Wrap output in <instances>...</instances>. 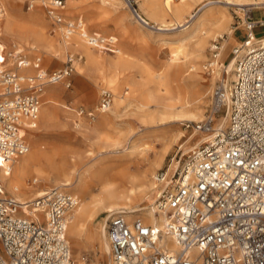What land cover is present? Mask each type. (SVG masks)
<instances>
[{"label":"built area","instance_id":"obj_1","mask_svg":"<svg viewBox=\"0 0 264 264\" xmlns=\"http://www.w3.org/2000/svg\"><path fill=\"white\" fill-rule=\"evenodd\" d=\"M42 1L45 17L67 40L78 34L94 50L119 52L115 37L89 32L82 18L67 19L68 0ZM244 24L248 40L264 20ZM240 52H232L234 79L223 77L206 116L186 126L196 146H181L153 177L148 207L165 220L158 226L123 209L110 214L111 264H264V46ZM19 55L17 68H10L0 45V172L29 152L27 133L38 129L44 85L65 80L70 88L74 71L73 57L50 74L41 58ZM30 67L36 74L23 72ZM112 101L104 90L97 111L70 109L93 122ZM78 205L77 197L54 187L32 202L38 216H22L24 205L0 179V264H72L67 230Z\"/></svg>","mask_w":264,"mask_h":264},{"label":"rangeland","instance_id":"obj_2","mask_svg":"<svg viewBox=\"0 0 264 264\" xmlns=\"http://www.w3.org/2000/svg\"><path fill=\"white\" fill-rule=\"evenodd\" d=\"M111 1L112 0H76L75 5L79 9L77 8L75 11L67 14L66 10L68 8H66L64 11L65 16H67V19L73 20L83 18L87 24L88 31L91 33L95 34V32H100L103 36H114L119 38L118 48L122 51V55L116 53L113 54L111 52H103L97 49L94 50L92 48L89 49V46L87 47L84 44L86 49H88L92 53L93 57H95V60H98L101 63L110 62L114 59L121 60L124 69H126L127 76L132 79H138L140 76L148 78L152 73H163L166 69L165 65L168 62V59L172 56L174 51L178 52L179 50L176 49L177 45H174L172 41L180 38V32L173 29L178 26L177 22L184 23L190 18V15L187 14L185 17L178 19L172 13L163 11L164 0H126L132 10H129L125 5V0H119L118 2H120V5L117 8L111 6ZM0 2L4 7L5 0H0ZM201 7L202 5L200 6L198 3H195L190 11L196 14ZM18 8L20 9L21 17L33 16L37 14L42 18V32L44 37H47L48 39L50 38V40L55 41L56 44L59 45L63 42L60 31L53 27L47 17H45V9L43 7L42 0H22L18 3ZM133 8L136 13L138 11L146 19H150L154 27L147 28L139 23L134 15L135 13H133ZM241 8L244 9L246 7L238 8L236 6H229L227 9L229 12V20L227 22L229 23L227 24V27H225L224 31H219L216 28H210L211 36L210 38L208 37V41H206L207 45L205 44V50L202 55L203 57L199 59V67H201L203 71L200 76L203 77V79H206L205 84L208 85L205 94V104L200 112H197L201 116L200 120L203 119L209 112L212 103V92L222 80L218 79L215 83H212L211 79L213 71L209 64L214 60L219 61L221 66L220 73L221 76H223V74L227 71L226 65L233 58V50L235 48H239L240 45H247L252 42V38L247 40L248 31L245 28L244 22L246 20H252L254 22L264 20L263 6L256 9L253 8L247 12H244V10L242 11ZM249 8L251 7H247L246 9ZM69 10L71 11L72 8H69ZM5 17L3 16L0 19V45L1 47L2 45L6 47V53H14L18 49L23 50L24 52L21 54H23V56L28 58L30 61L39 57L42 59V67L50 74L60 72V70L66 68L68 66L69 58L73 57L74 64L72 63V70L74 71L73 75L69 79L71 81V87L65 88L64 85L65 93L56 100V104L54 105H45L44 102L46 97H43V110H45L47 106L50 107V110L55 115V120L48 123L43 118V112L45 111L41 112L42 114L40 113L38 122L39 128L33 131L35 134L31 137L32 146H30L28 154L32 151H39L43 154L46 153L51 156V158L54 154L52 159L59 165L65 164L74 167V163H77L75 168L77 174L79 176L82 175L85 183L90 186L89 192L92 191L93 193L91 196L95 199H99L100 191L98 188H100V184H98V181L100 179V173L97 172L101 169H107L110 175L114 177V179L111 180L113 186H117L122 181H124L126 186H130L129 181L135 173V164L133 163V160H135L137 155L129 158L127 155H123L120 152L123 147H128V145L135 139L141 148H144L143 145L148 144L153 149V152H151L147 157L149 158L148 161L142 166L143 171H148V180L152 184L150 187V189H152L153 177L155 173L160 169H164L168 165L171 161V157L181 146H184L183 148L186 150V147L189 145V143L187 144L189 140L188 138L192 135L190 130L186 131V126L190 122H175L169 126L174 130L175 137L179 133L182 135L183 131L187 137L182 141L174 143L170 147H166L164 146L163 140H161L158 137V134H156L158 130L153 128V125L143 123L140 117L134 114L131 110L123 109L121 111L119 110L115 111V113H111V110L114 107V101H112V107L106 115L111 117L112 123H114L117 130L121 131L120 133L103 128L100 124H98L101 120V114L98 115L96 120L93 122L80 117V119L82 118V121L78 120V122L79 124H82V127L80 129L76 128L75 123L77 119L75 118L77 114L70 108L78 109L79 107H82L86 111L95 112L99 107L102 91H110L114 100L115 95L113 91L108 87L98 86V82L100 80L97 76L96 78L93 74L76 70L74 67L75 62L79 61L83 64L88 61V56H86L83 52L76 53L72 51V49H69L65 54V52L60 50L57 51L54 56H49V54L44 53V50L41 49L39 45H34V48H38L40 52L30 53L28 51L30 49L19 45L14 39H12L11 36L7 35L5 30ZM158 28L169 30L163 33L158 31ZM231 30L234 31L233 36L229 34V31ZM255 35H257L255 36L257 40L258 38L264 37V27H257V29H255ZM77 37L74 38L75 40L72 39L70 45L76 41ZM211 45L214 47L217 46L219 50L216 51L215 48L211 47ZM215 55L218 56L216 57ZM28 72L30 74L33 73L30 70ZM125 89L126 87H124L123 90ZM84 127L88 131L97 129L96 131H102L104 134L109 136L116 137V135H119V137H122L120 140L121 145L116 146L114 153L104 157L107 159L105 163L94 168L89 167L87 164L89 161L87 157L90 152L94 153V155H98L99 151L97 150V146L93 145V142H89L86 136L79 132L81 129H84ZM193 140L192 143L195 142V140ZM27 155L18 158L13 167H16L17 163H19V161L23 158H26ZM127 162L130 163L131 176H128L127 174L128 167L125 165ZM39 171L44 172L45 174L49 171V169L44 165L39 166ZM37 172V170H31L27 173V180L29 184L31 183L32 192H36L41 189H44L45 192L47 189L60 187L58 181L62 179L61 175H58L50 170L48 173L51 175V180L44 182L41 177H39ZM14 177L17 179L16 174ZM0 179L3 181L6 191L9 194H12L8 188V182H6V180H4L1 176ZM34 180L39 181L37 185H33ZM150 189L148 187L146 193H148V190ZM62 190L72 196H77L80 199V204L71 213L74 219H76V215L81 213L82 207L90 210L94 207V204L91 205V198L88 199L87 196L83 195V193L81 194L77 190L68 187H62ZM150 201L151 199L144 203L143 206H149ZM88 204L89 208L87 206ZM97 214V217L93 221H90L89 218H87L88 216H84L78 220L80 230L83 232L80 237L67 230L72 250V264H78L80 262L81 264H109V252L108 249H106L104 230L111 213L107 212L106 209H100Z\"/></svg>","mask_w":264,"mask_h":264},{"label":"bare ground","instance_id":"obj_3","mask_svg":"<svg viewBox=\"0 0 264 264\" xmlns=\"http://www.w3.org/2000/svg\"><path fill=\"white\" fill-rule=\"evenodd\" d=\"M20 1L22 0H5L4 7L2 5L0 7V19L1 17L6 16L5 30L7 35L11 36L12 39H14L19 45L30 49L28 50L30 53L40 52L38 48H34V45H39L40 48L44 50V53L49 54V56H54L55 53L60 50L66 54V51L69 49H72V51L76 53H85L86 56H88V61L83 64L79 61L75 62L74 67L78 71L93 74L95 77L97 76L100 80L98 82V86L108 87L113 91L115 97L113 100L114 107L112 108L111 113H115V111H121L123 109L131 110L134 114L140 117L143 123L153 125V128L158 130L156 134H158V137L163 140L164 146L166 147H170L174 143L182 141L187 137L184 131L182 132V135L179 133L175 137L174 130L169 127L172 123L198 122L201 118L200 114L197 112H200L205 104V94L208 85L205 84L206 79H203V77L200 76L203 71L201 67H199V59L203 57L202 55L205 50L204 47L206 41H208V37L210 38L211 36L210 28H216L219 31H224L225 27H227V24L229 23L227 22L229 20V12L227 11L229 6H236L238 8L251 7L249 9L241 8L242 11L244 10V12H247L253 8L256 9L260 6V4H262L261 0H164L163 11L172 13L178 19L185 17L187 14L190 15V18L184 23L177 22L178 26L173 29L180 32V38L172 41L174 45H177L176 49L179 50L178 52L174 51L172 56L168 59V62L165 65L166 69L163 73H152L148 78L140 76L138 79H132L127 76L126 69H124L121 60L114 59L113 61L105 63L95 60L92 53L84 46L86 43L78 34L77 36L79 37L74 36L70 40H67L62 35L63 42L60 43V45L56 44L55 41L50 40V38L48 39L47 37H44L42 32V18L37 14L33 16L21 17L20 9L18 8V3ZM75 1L76 0H68L66 6V8H68L66 10L67 14L78 8L75 5ZM118 1L119 0H112L111 6L115 8L119 7L120 2ZM195 3H198L200 6L202 5L196 14L190 11ZM125 5L129 10L131 9L126 0ZM69 8H72V10L70 11ZM137 14H139L141 19L137 15H134L139 23L147 28L154 27L150 19H146L138 11ZM157 30L164 33L169 29L158 28ZM95 33L100 35L102 34L100 32ZM233 33V30L229 31L231 36L234 35ZM75 37H77L76 41L70 45V42ZM115 38L119 41V38ZM86 46L88 47V45ZM258 46H264V39L259 41V39L257 40L255 37H252V42L250 44L240 45V56L243 54L247 55L250 50ZM2 47L6 49L4 45H2ZM211 47L214 48L212 45ZM88 48L91 49V47ZM118 51L119 52L117 54L122 55V51L119 48ZM23 52V50L17 49L14 53H7L10 54L11 57L8 60L7 66L12 69H16V64L19 61L18 57L21 56L19 54ZM236 61L237 58L230 60V62L226 65L227 71L223 74V76H221L220 73V62L214 60L210 63L209 66L212 67L213 71L211 79L212 83H215L218 79L223 80L222 77H224V80L234 79L233 71L235 69ZM29 70L33 72L31 75L36 74V71L32 67L24 69L23 72L30 74L28 72ZM64 85L65 88H67L65 80L61 81L59 84H45L43 88L44 97H46L44 104H56V100L65 93ZM124 87H126L125 90H123ZM41 112L44 113L43 118L48 123L55 120V115L50 110V107L47 106L45 110L42 108ZM106 113H99V115L101 114V120L98 124H100L103 128L120 133L121 131L116 129L114 123H112L111 117L106 115ZM80 117L76 116L75 118L77 119L75 125L78 129L82 127V124H79L78 122V120L82 119H80ZM96 130L93 129V131H88L84 127V129L79 131L86 136L89 142H93V145L97 146V150L99 151L98 155H94V153L90 152L87 157L89 160L87 164L91 168L104 164L107 160L104 157L114 153L116 146L121 145L120 140L122 138L119 137V135H116V137L109 136L104 134L102 131ZM34 134L35 132L27 133L28 139L30 138L28 140L30 146H32L31 137H33ZM192 138L193 136L188 138L189 140L187 144L189 143V145L186 147V151H189L196 146L195 142L192 143ZM143 146L144 148H141V146L138 145V142L134 139L128 147H123L120 152L123 155H127L129 158L137 155L135 160H133V163L135 164V173L129 181V187L124 184V181L119 183L117 186H113L111 180H113L114 177H112L105 168L97 172L100 173V179L98 181V184H100V188H98L100 191L99 199H95L91 196L93 193L92 191L89 192L90 186L85 183L82 175L79 176L77 174L75 169L77 163H74V167L65 164L59 165L52 159L54 154L51 158V156L46 153L43 154L39 151H32L30 154H28V152L27 157L19 161L16 167H13L16 160L13 164H6V169H1L0 176L8 182V188L13 196L24 205V208L20 212L22 216H38L33 213L32 202L46 192H44V189L32 192L31 183L29 184L27 180V173L31 170H37L39 177H41L44 182L51 180V175L48 173L51 170L62 177V179L58 181L60 184L59 188L68 187L75 189L79 193H83L84 196H87L88 199L91 198V205L94 204V207L91 210L82 207L81 213L76 215V219L71 216L72 220L69 222L68 231L78 237H80L83 233L82 230H80L78 220L84 216H88L87 218H89L90 221H93L97 217V213L100 209H106L107 212L111 214L119 209H123L129 214V218L131 219L144 217L147 223H153L159 226L165 220L164 216H155L154 212L150 211V207L143 206V204L150 199V194L148 193L151 191L150 187L152 184L148 180V171H143L142 166L148 161V155L153 152V149L148 144ZM44 165L49 169V171L45 174L44 172L39 171V166ZM125 165L128 167V176H131L130 163L127 162ZM15 174L17 175V179L14 177ZM148 187L150 190L146 193ZM78 201L80 204L79 198ZM87 206L89 208V204ZM105 239L106 249H108L109 252V264H111V249L109 248L106 232ZM79 245L81 246L80 243ZM78 264H81V262Z\"/></svg>","mask_w":264,"mask_h":264},{"label":"water","instance_id":"obj_4","mask_svg":"<svg viewBox=\"0 0 264 264\" xmlns=\"http://www.w3.org/2000/svg\"><path fill=\"white\" fill-rule=\"evenodd\" d=\"M133 11L135 13V15H137L139 17V14L136 13L135 9L133 8ZM140 18V17H139ZM141 19V18H140Z\"/></svg>","mask_w":264,"mask_h":264},{"label":"crops","instance_id":"obj_5","mask_svg":"<svg viewBox=\"0 0 264 264\" xmlns=\"http://www.w3.org/2000/svg\"><path fill=\"white\" fill-rule=\"evenodd\" d=\"M257 36V35H256ZM262 38H264V37H262Z\"/></svg>","mask_w":264,"mask_h":264}]
</instances>
